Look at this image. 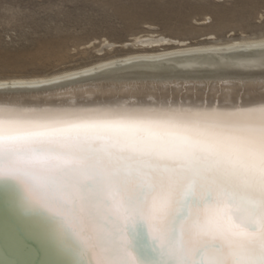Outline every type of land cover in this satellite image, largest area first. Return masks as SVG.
<instances>
[{"label":"snow or ice","instance_id":"snow-or-ice-1","mask_svg":"<svg viewBox=\"0 0 264 264\" xmlns=\"http://www.w3.org/2000/svg\"><path fill=\"white\" fill-rule=\"evenodd\" d=\"M65 79L0 82V177L59 218L85 264H140L137 225L147 264H264V80L259 106L83 107L51 89L56 106H24Z\"/></svg>","mask_w":264,"mask_h":264},{"label":"bare ground","instance_id":"bare-ground-1","mask_svg":"<svg viewBox=\"0 0 264 264\" xmlns=\"http://www.w3.org/2000/svg\"><path fill=\"white\" fill-rule=\"evenodd\" d=\"M225 0H216L217 3ZM202 25L210 15L202 11ZM263 16L261 7H255L248 16ZM195 20L197 18L193 16ZM261 20V19H260ZM257 23V22H256ZM146 28L130 33L126 40L101 37L88 42L79 55L92 50L95 58L69 64L71 54L58 53L50 68L39 71L0 69V82L9 80L53 79L65 76L54 85H41L30 93L26 107L56 106L42 103L50 97L43 89H51L54 99L85 101L83 107H97L92 100L119 97L121 102L139 98L144 107L158 106L168 101L172 106L221 107L259 106L261 80H264V48L251 47L264 42V25L251 26L236 35L217 33L220 29L192 28L174 33L157 31L151 22ZM246 25V24H245ZM249 28V26H246ZM225 28V27H224ZM232 28H228V31ZM103 35V34H102ZM188 35H191L188 37ZM106 36V35H105ZM110 38V37H109ZM95 39V38H92ZM119 48V49H117ZM243 65V66H241ZM146 230V229H145ZM135 230H130V249L140 264L148 257L139 255L135 246ZM0 245V264H22L21 256Z\"/></svg>","mask_w":264,"mask_h":264},{"label":"rangeland","instance_id":"rangeland-1","mask_svg":"<svg viewBox=\"0 0 264 264\" xmlns=\"http://www.w3.org/2000/svg\"><path fill=\"white\" fill-rule=\"evenodd\" d=\"M255 7L261 18L248 16ZM202 11L210 15L205 25ZM146 21L165 33L222 28L216 34L236 35L264 25V0H0V69H48L58 53L71 54L69 64L88 61L95 58L91 49L79 55L88 42L126 40Z\"/></svg>","mask_w":264,"mask_h":264},{"label":"water","instance_id":"water-1","mask_svg":"<svg viewBox=\"0 0 264 264\" xmlns=\"http://www.w3.org/2000/svg\"><path fill=\"white\" fill-rule=\"evenodd\" d=\"M135 231L139 255L148 257L145 227L137 225ZM0 245L6 253L13 247L22 264H85L70 230L30 201L24 186L11 177H0Z\"/></svg>","mask_w":264,"mask_h":264}]
</instances>
